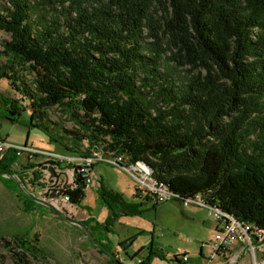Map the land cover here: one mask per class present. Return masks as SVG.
I'll return each instance as SVG.
<instances>
[{
  "label": "trees",
  "instance_id": "trees-1",
  "mask_svg": "<svg viewBox=\"0 0 264 264\" xmlns=\"http://www.w3.org/2000/svg\"><path fill=\"white\" fill-rule=\"evenodd\" d=\"M0 31L8 34L0 79L28 101L4 97L12 114L29 108L31 125L59 134L71 153L144 161L178 195L200 193L264 229V0H0ZM53 107L75 125L69 140L50 125ZM4 153L6 185L18 176L15 162L27 165ZM31 172L35 185L42 171ZM74 184L66 192L79 205L85 182L76 171ZM97 194L113 214L140 211L141 202L102 183ZM30 195L25 210L43 206ZM92 221H80L89 238ZM104 239L94 240L100 251L123 264ZM15 242L43 254L21 236ZM154 257L162 260L150 249L138 264Z\"/></svg>",
  "mask_w": 264,
  "mask_h": 264
},
{
  "label": "rangeland",
  "instance_id": "rangeland-1",
  "mask_svg": "<svg viewBox=\"0 0 264 264\" xmlns=\"http://www.w3.org/2000/svg\"><path fill=\"white\" fill-rule=\"evenodd\" d=\"M6 38L8 34L0 31V49L1 41ZM4 97L17 99L21 105H28V101L22 100L21 94L13 89L6 79H0V138L15 147L26 145L41 152L52 151L69 156L78 155L65 149L60 142L62 138L59 134L49 135L41 127L34 126V120L31 125L29 108L21 110L19 115L12 114ZM7 115L16 116L18 121L11 122ZM48 116L54 131L61 132L69 140L70 133L66 131L75 130L73 122L62 115L57 107L51 108ZM54 135L58 137V140L53 139ZM85 147L86 143L83 141L79 150L84 151ZM17 157L18 161L27 167H21L15 162L13 168L18 176L25 180L21 182L20 178L14 175L16 180L11 178L12 180L7 181L6 185L0 181V264H114L110 255L100 251L94 241L104 237L108 251L114 253L123 264H137L138 259L145 258L150 249L162 258L160 260L154 257L152 264H179L174 256L184 253L189 256L187 264L202 263L199 252L207 253L208 249L205 245L215 229L212 225L214 220L205 208L183 207L177 199L155 202L150 195L141 193L136 187L134 178L120 166L94 161L91 183L86 187L81 203L79 205L59 203L58 206L61 213L79 221L85 220L81 219L83 215H93L94 222L92 221L91 224H99L93 228L94 237L89 238L81 225L61 219L45 204L40 206L31 202L34 207L25 210L22 197L25 191L31 190L28 191L25 181H30L33 169L42 171L44 163L40 162L41 154L25 161H23V155ZM130 163L134 171H142L144 177L154 178L152 169L146 162ZM38 164H41L39 168L36 167ZM66 168L63 164L62 169L67 170ZM66 175L65 171V174L62 173L58 179L44 178V181L38 179V182L44 184L39 185L35 181L32 191L36 194L40 191V196L51 194L54 185L71 183ZM101 183L121 192L128 200L141 202L140 211L132 214L120 212L113 214L97 194ZM162 185L171 191L163 181ZM145 196L149 198H144ZM200 199L202 200L201 195ZM105 222L108 224L106 228L102 225ZM20 236L41 248L43 254L36 258L21 251L15 242V239ZM4 240L9 244L3 243ZM235 264H250V253L248 251L242 253Z\"/></svg>",
  "mask_w": 264,
  "mask_h": 264
},
{
  "label": "built area",
  "instance_id": "built-area-1",
  "mask_svg": "<svg viewBox=\"0 0 264 264\" xmlns=\"http://www.w3.org/2000/svg\"><path fill=\"white\" fill-rule=\"evenodd\" d=\"M15 150L17 156L23 155V161L32 159L41 154L44 165H51L57 173V176H51L46 168H42L43 174L39 178L40 181L52 178H60L62 173L70 178L71 183L61 185H54L51 189V194L40 196V191L37 194L32 191L33 184L25 181V185L30 194L36 198L51 203L58 209L59 203L68 204L70 202L69 194L66 190L71 189L74 184V171L82 176L85 182V189L91 183L92 165L94 161H103L110 165L120 166L124 171L129 173L136 182L138 187L144 195H150L155 202H162L169 199H179L183 207L196 206L203 207L207 210L208 215L215 221V229L209 242L206 243L208 249L206 254L202 251L199 256L202 259L200 264H235L242 253L248 251L250 253V264H264V231L257 225H253L246 220H234L227 215L220 214L219 209H212L208 206L207 200L200 199V193L192 196H181L175 192L169 191L167 188H162V181L154 178L144 177V172L134 171L130 161L125 155L114 154L113 152L103 153L100 150H91V152L84 157L79 155L69 156L61 153H54L52 151L41 152L32 146H12L6 140L0 138V158L7 149ZM65 164L67 170L62 169ZM41 164L36 165L39 168ZM69 170V171H68ZM46 172V173H44ZM65 176V175H64ZM25 180V179H24ZM23 180V181H24ZM32 187V188H31ZM32 191V192H31ZM177 259L183 264L189 261L188 254H180ZM141 259H138V263ZM137 263V264H138Z\"/></svg>",
  "mask_w": 264,
  "mask_h": 264
},
{
  "label": "water",
  "instance_id": "water-1",
  "mask_svg": "<svg viewBox=\"0 0 264 264\" xmlns=\"http://www.w3.org/2000/svg\"><path fill=\"white\" fill-rule=\"evenodd\" d=\"M42 168H46L49 171L51 176H55V177L57 176V173H55V170L53 169V167L51 165H43ZM0 175H4V174L0 173ZM11 176H12V178L15 179V177L13 175H11ZM24 194L31 197V195L28 194L26 191L24 192ZM35 200L40 202V203H42V204H45L47 207L51 208L53 211H55L57 213V215L61 219H65V220H67V221H69V222H71L73 224L81 225L85 229V231H87V228L78 219H75V218L70 217L68 215H64L63 213H61L56 207H54L49 202H46V201L38 199V198H36Z\"/></svg>",
  "mask_w": 264,
  "mask_h": 264
},
{
  "label": "bare ground",
  "instance_id": "bare-ground-1",
  "mask_svg": "<svg viewBox=\"0 0 264 264\" xmlns=\"http://www.w3.org/2000/svg\"><path fill=\"white\" fill-rule=\"evenodd\" d=\"M5 154V153H4ZM162 187L164 188V185H162ZM202 200H204V198L202 197ZM208 206H211L213 209H219V211H220V214H222V215H227L228 217H230V218H232V219H234V220H241V219H238V218H236V217H234V215H232L231 213H227L225 210H223L222 208H220L219 206H217L216 204H214V205H210V204H208ZM259 228H261V227H259ZM263 229V228H262ZM263 231H264V229H263Z\"/></svg>",
  "mask_w": 264,
  "mask_h": 264
},
{
  "label": "crops",
  "instance_id": "crops-1",
  "mask_svg": "<svg viewBox=\"0 0 264 264\" xmlns=\"http://www.w3.org/2000/svg\"><path fill=\"white\" fill-rule=\"evenodd\" d=\"M85 192H86V189H85ZM197 208H201V207H197ZM93 216V215H92ZM90 217V214H87V215H83L82 216V218L81 219H87V218H89ZM212 225H213V227L215 228V222L214 221H212ZM200 257V256H199ZM201 258V257H200Z\"/></svg>",
  "mask_w": 264,
  "mask_h": 264
}]
</instances>
